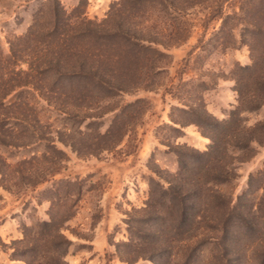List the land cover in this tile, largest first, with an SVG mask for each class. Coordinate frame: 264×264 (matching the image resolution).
<instances>
[{"label":"rangeland","instance_id":"1","mask_svg":"<svg viewBox=\"0 0 264 264\" xmlns=\"http://www.w3.org/2000/svg\"><path fill=\"white\" fill-rule=\"evenodd\" d=\"M119 1L0 0V58L10 54V47L25 45V58L16 67L25 71L31 62L38 61L39 58L34 57L45 42L34 49V34L37 29L50 26V15L56 3L73 21L78 19L77 16L100 21ZM256 1L225 0L222 14L214 18H208L205 2L186 8L182 15H177L176 8L169 4L143 3L141 7L146 12L135 21L141 31L153 33L167 43L154 46L165 56L156 61L145 85L120 92L101 103L103 109L105 106L115 108L82 119L81 125L33 87L20 89L18 102L27 103L24 109L35 118L32 120L35 124L28 127L29 139L30 132L36 136L41 134L43 139L26 147L0 146V157L4 161L0 165V264L17 261L24 264L19 259L24 234L49 219L52 189L64 180L77 181L81 186L79 197L71 198L76 200L72 206L74 215L64 224L63 230L71 241L65 258L69 264H153L135 255L148 254L155 245L163 249L169 247L167 255L157 264H264V218L254 224V229L245 230L257 203L259 208L262 203L264 206V143H253L248 152L251 156L246 160L228 164V180L216 186L220 198L223 195L231 202L226 214H230L234 224L229 223L226 237L234 232V226H240L237 228L243 234L228 240L225 248L220 229L202 235V228H195L204 226L208 218L217 221L214 217H220V209L206 210L198 203L197 208L190 211L198 223L185 234L172 233L170 230L173 229L165 228L166 238L159 233L162 221L154 216L158 211H164L162 203L167 201L171 184L176 182L174 176L180 169L179 155L193 150L206 151L211 143L208 128L196 124L201 116L208 113L214 119L225 120L238 104L234 72L237 65L251 64L249 46L245 43L251 36L244 33L243 18ZM228 15H235V18L223 23ZM135 102H139L138 105L126 110L123 117L129 131L109 149L90 153L57 140L56 131L70 134L72 131L68 129L77 130L79 125L80 129L94 133L96 138L109 128L122 108ZM77 109L79 115L85 111L75 108L73 112ZM240 116L246 119L247 125H252L264 119V106ZM50 137L54 140L50 141ZM49 143L64 153L59 172L36 187L19 183L18 170L22 173L48 165ZM230 150L227 146L228 154ZM44 153L47 159L42 157ZM236 155L242 159L247 153ZM34 156L38 157L37 166L36 161H31ZM24 160L30 161L24 163ZM189 164L194 170L183 174L182 191L186 190L188 182L194 183L196 179L192 176L197 164ZM74 189L76 191V187ZM162 189L167 190L166 195L160 192ZM63 195L61 190L62 209L70 201ZM152 198L156 202L155 210L146 207ZM258 237L260 244H254L258 260L246 261L251 245L246 246L247 251L241 250L242 246L251 244ZM156 238H160L158 242L162 246L158 242L154 244ZM238 238L240 241L236 240ZM122 243L130 245L122 246ZM120 255L134 262H123Z\"/></svg>","mask_w":264,"mask_h":264},{"label":"trees","instance_id":"2","mask_svg":"<svg viewBox=\"0 0 264 264\" xmlns=\"http://www.w3.org/2000/svg\"><path fill=\"white\" fill-rule=\"evenodd\" d=\"M223 1L225 0H120L110 7L106 17L100 21L86 20L78 16V19L73 21L55 2V10L50 15L52 21L50 23L48 21L50 26L37 29L36 33L34 31L36 38L33 39L36 42L34 49H37L41 42H45L42 50L34 51L38 53L34 59L39 58L35 61L36 64L31 62L30 67L25 71L16 67L25 58L24 51L27 48L25 45L10 47V54L0 58V146L26 147L43 139L41 134L36 136L34 132H30L29 139L28 127L35 124L32 121L35 118L30 117L28 110L24 109L27 103L18 102L21 88L33 87L38 90L44 98L81 125L84 122L80 120L99 116L98 114L115 108L105 106L103 109L101 103L120 92L145 85L151 77L156 61L165 56L162 51L154 47L155 44L167 43L155 34L139 29L135 18L145 14L146 11L141 7L143 3L169 4L176 8L177 15H182L186 8L205 2L209 9L208 18H214L222 14ZM244 17V33H250L251 37L250 40L243 39V41L245 40L249 46L251 64L237 65L234 72L238 104L225 120L219 121L204 113L196 123L198 126L208 128L207 136L211 143L206 151L193 150L179 155L180 169L174 176L176 182L171 184L170 190L168 189L170 196L165 203H162L164 211H156L157 214L154 215L162 221L159 233L163 238H166V234H163L165 228L173 229L170 230L172 233L176 231L179 234H185L193 228L198 221H194V215H191L190 211H194L198 203L204 205L206 210L221 211L219 218L214 217L217 221L208 218L205 219L204 226L195 227L202 228V235H210L220 229L223 233L221 235L223 248L232 237L243 235L238 230L240 226H234L235 235L231 231V235L226 237L229 223L234 224L230 214H226L231 202L223 195L220 198L216 186L228 180L226 170L228 164H232L234 160L239 162L246 160L251 156L248 152L251 151L253 143L259 145L264 143V119L247 125L246 119L240 116L243 112H252L264 106V0H257L252 9L245 12ZM231 18H235V15H228L223 19V23ZM240 36L242 37V34ZM18 41L22 40L18 39ZM138 103H130L122 108L109 128L96 138L94 133L80 129L79 125L77 130L70 127L68 129L72 131L70 134L56 131L57 140L70 145L73 149L87 150L90 153L98 149H109L129 131L126 125L124 126L123 117L127 114L126 110L137 106ZM75 108H84L85 111L79 115L78 109L73 112ZM94 108L100 109L95 112ZM36 122L38 123L37 120ZM49 139L54 140L52 137ZM227 146L231 149L229 154ZM49 148L50 158H46V153L42 156L47 159L48 165L41 168L37 166L38 157H32L31 161H36L37 168L22 173L18 170L19 183L36 187L59 172L63 151L53 143H49ZM239 152L247 153V156L243 155L245 157L241 159L236 155ZM190 162L195 166L197 164L196 172L192 176L196 179L193 180L194 183L188 182L186 190L182 191L184 184L180 182L184 178L183 174H190L194 170L190 168ZM3 163L0 157V165ZM78 185L80 184L77 181L64 180L52 189L49 219L40 222L37 229L27 230L28 233L24 234L21 241L23 250L19 254V259H22L24 264H69L65 258L71 241L63 230L64 224L74 215L72 206L76 200L71 198L79 197L81 186ZM61 190L64 199L70 198L63 209ZM160 192L163 195L167 194L166 189ZM155 203L153 198L150 199L147 209L155 210ZM262 218H264V206L262 203V207L260 205L259 208L257 203L255 213L252 214L251 221L247 222L245 230L254 229V224L259 223ZM208 221L209 224H206ZM169 237L170 235L167 239ZM159 240L160 238H156L154 244ZM236 240L240 241L239 238ZM260 240L258 237L251 244H243L241 250H246V246L251 245L249 248L251 250H246L249 255L245 257L246 261L258 260L255 255L257 248L254 244H260ZM158 244L162 246L160 242ZM161 248L155 245L153 251L149 250L148 254L141 252L136 253L135 256L157 264L159 259L169 252L168 246ZM120 258L123 262H134L126 256L120 255Z\"/></svg>","mask_w":264,"mask_h":264},{"label":"crops","instance_id":"3","mask_svg":"<svg viewBox=\"0 0 264 264\" xmlns=\"http://www.w3.org/2000/svg\"><path fill=\"white\" fill-rule=\"evenodd\" d=\"M16 235V234H15ZM17 261V260H16ZM17 262H20V261H17ZM17 262L13 263V264H18Z\"/></svg>","mask_w":264,"mask_h":264}]
</instances>
